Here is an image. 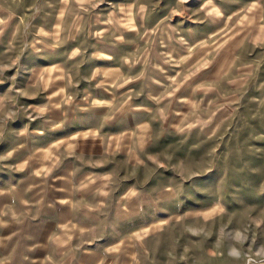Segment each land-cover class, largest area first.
<instances>
[{
  "label": "rangeland",
  "instance_id": "374dc122",
  "mask_svg": "<svg viewBox=\"0 0 264 264\" xmlns=\"http://www.w3.org/2000/svg\"><path fill=\"white\" fill-rule=\"evenodd\" d=\"M56 61L77 89L60 127H94L106 143L123 104L127 124L148 126L142 148L80 153L106 162L97 174L124 158L138 192L75 197L54 219L35 197L0 192V264H264V0H0V189L22 182L15 163L34 151L7 142L47 139L34 109L47 101L25 92ZM148 77L170 78V99L145 94Z\"/></svg>",
  "mask_w": 264,
  "mask_h": 264
},
{
  "label": "crops",
  "instance_id": "0c3cea01",
  "mask_svg": "<svg viewBox=\"0 0 264 264\" xmlns=\"http://www.w3.org/2000/svg\"><path fill=\"white\" fill-rule=\"evenodd\" d=\"M194 56H196L195 60L197 57L201 58V54L199 56L194 54ZM97 68L111 73L110 70L113 66L109 61H102V66ZM65 69V63L56 61L48 66H37L32 73L33 76L31 75L29 78L31 85L40 84L41 88L40 91L25 92L26 95H29L25 98L36 99L37 94L40 93V100L47 101L45 104L39 103L34 107V109L43 112L45 118H48L47 122L37 129L38 133H42L40 137L45 135L47 139L39 143H32V140H23L14 144H11L10 141L7 142L10 152L13 154H22L27 148H32L34 151L29 155L20 156L15 163L17 170L25 172L26 176L22 182L16 185L13 190L0 189V192H24L25 195L35 197L33 202H38L37 206L40 208V212L47 216H53V219L58 212L65 208L64 205L70 204L72 198L74 200L75 197L88 196L91 192H138L134 187H128L127 165L129 162L124 158H122L123 160L115 157L103 158L112 162V165L115 164L121 168H110L108 172L97 174L95 166L106 162H99L98 158L83 156L80 153L97 152L104 148L112 150L116 147L129 149L132 141L136 146L142 148L144 143L148 142L145 134L149 132L148 126L146 127L142 123L143 120L127 124V121L132 120V118L125 119L132 114V111L128 109V104H123L116 112V117H120L126 122L125 126L120 124L118 130L111 132L106 143L103 142L99 131L94 127H73L72 125L60 127L59 121H63L68 114L64 107V101L68 98L73 99L75 95L73 96L72 92L77 91L69 82ZM97 80L99 85H102L101 89L110 95L108 87L112 84V77L103 73V76H98ZM144 81L150 86L144 90V93L157 97L162 102L170 99L169 95L174 93L169 92L165 95L167 90L165 86L170 82V78L148 77ZM186 91L184 89L182 93ZM100 94L99 92L97 96H101ZM93 97L94 95L91 98ZM107 109L104 108V110ZM148 109L146 106L136 104L135 113H145ZM77 116L84 117L85 115L78 113ZM51 135H55L54 139L49 137ZM62 150L65 152V156L61 155ZM76 151H78L77 155H75ZM133 160H139L138 156H134ZM110 162L107 163L110 164ZM117 170H120L119 173H116ZM6 197L7 194L4 196L0 194L1 203ZM14 260L16 257L11 259V261Z\"/></svg>",
  "mask_w": 264,
  "mask_h": 264
}]
</instances>
